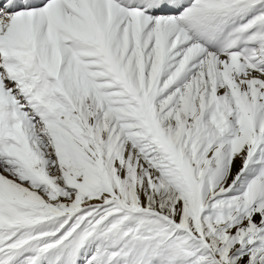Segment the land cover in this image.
<instances>
[{
  "label": "snow or ice",
  "instance_id": "obj_1",
  "mask_svg": "<svg viewBox=\"0 0 264 264\" xmlns=\"http://www.w3.org/2000/svg\"><path fill=\"white\" fill-rule=\"evenodd\" d=\"M0 264H264V0H0Z\"/></svg>",
  "mask_w": 264,
  "mask_h": 264
}]
</instances>
